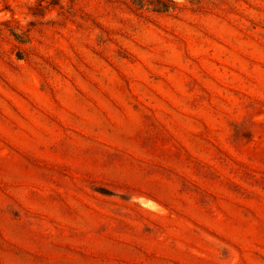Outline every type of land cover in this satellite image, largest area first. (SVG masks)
<instances>
[{
	"label": "rangeland",
	"instance_id": "rangeland-1",
	"mask_svg": "<svg viewBox=\"0 0 264 264\" xmlns=\"http://www.w3.org/2000/svg\"><path fill=\"white\" fill-rule=\"evenodd\" d=\"M174 1L0 0V264H264V0Z\"/></svg>",
	"mask_w": 264,
	"mask_h": 264
},
{
	"label": "trees",
	"instance_id": "trees-1",
	"mask_svg": "<svg viewBox=\"0 0 264 264\" xmlns=\"http://www.w3.org/2000/svg\"><path fill=\"white\" fill-rule=\"evenodd\" d=\"M134 5L139 8H151L157 11H169L175 9L177 4L174 0H130ZM52 3H57L52 1Z\"/></svg>",
	"mask_w": 264,
	"mask_h": 264
}]
</instances>
